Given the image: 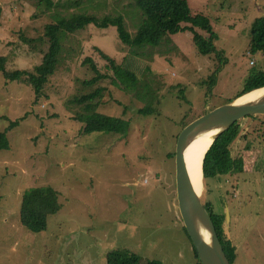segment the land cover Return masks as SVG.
<instances>
[{"label": "rangeland", "instance_id": "obj_1", "mask_svg": "<svg viewBox=\"0 0 264 264\" xmlns=\"http://www.w3.org/2000/svg\"><path fill=\"white\" fill-rule=\"evenodd\" d=\"M51 1L54 7L45 10L40 0H0V57L6 58L7 69H30L39 62L20 35L37 38L52 13H70L73 0ZM87 1L83 9L102 16L116 10L124 15L128 32H136L141 15L134 0H108L101 9L93 6L99 0ZM188 2L193 12L210 17L221 56L199 54L188 31L136 55L121 43L116 27L89 25L65 41L60 68L38 102L30 86L6 82L0 72V131L8 120L23 117L7 133L9 148L0 149V264H107L108 254L118 249L138 255L139 264H196L178 209L171 154L184 122L227 104L249 75L264 72V55L247 51L254 20L264 16V0ZM95 48L138 76L147 65L152 74L147 83L138 77L139 85L145 84L141 98L109 85L101 107L85 124L75 119L79 110L70 101L87 78L84 59L105 64ZM151 89L157 111L139 115ZM238 123L240 136L231 149L242 156L244 170L229 181L234 195L227 202L225 224L237 248L232 264H264V118ZM222 178L214 184L218 197L227 184ZM34 190L57 194L60 205L51 210L31 205L47 210L46 230L40 233L27 231L19 221ZM204 192L203 199L216 198L213 190ZM216 207L224 211L219 199Z\"/></svg>", "mask_w": 264, "mask_h": 264}, {"label": "trees", "instance_id": "obj_2", "mask_svg": "<svg viewBox=\"0 0 264 264\" xmlns=\"http://www.w3.org/2000/svg\"><path fill=\"white\" fill-rule=\"evenodd\" d=\"M107 1L99 0L93 6L101 9L107 6ZM82 2L83 0H73L71 6H69V9H71L70 13H63L62 11L52 13L50 21L44 24L42 34L37 38H28L23 33L20 35L22 45L27 47L28 51L31 52L29 53L40 57L39 62L32 68L7 69L6 58L0 57V72L4 80L6 82L24 83L30 86L35 96L34 102H38L42 98L44 87L48 84L49 79L54 77L58 72L65 41L89 25H94L100 28V30H105V28L112 26L116 27L121 43L131 49V52L136 55L147 48L158 49L165 44V41L170 44L172 42L170 36L188 31L193 35V45L199 54L221 56L215 47L217 35L212 30L210 17L202 11L193 12L188 0H134L135 6L140 11L141 21L133 35L126 28L123 14L114 10L113 13H107L103 16L97 15L83 9L81 7ZM86 3L92 5L93 0ZM39 4H44L45 10L54 7L51 0H40ZM183 23H186V25H182ZM195 28H199V30L205 32L206 36L203 37L198 34ZM247 51L251 55L257 53L264 55V16H260L254 20L251 30V41ZM95 52L105 64L99 66L91 57L84 59L83 66L86 68L87 78L83 79V81L80 80L77 94L70 101L79 110L75 119L85 124L92 119L101 107L109 85L115 86L127 94L130 91L134 92L136 98H141L139 90L141 88L144 89L145 84L139 85L138 77H143V82L147 83L148 75L152 74V69L148 65L138 76L135 71L128 68L125 64H120L116 59L108 56L102 50L95 48ZM147 60L149 63H152L154 56L152 54L149 55ZM216 77L217 71L209 77L208 90L214 85ZM261 87H264V72L255 71L245 79L241 91L228 103ZM146 99L149 103L137 110L139 115H152L157 111L154 103L156 97L153 89L148 91ZM249 118L257 119L260 117L252 116ZM22 119L23 117L14 121L8 120V127L0 131V149L9 148L7 133L17 127ZM5 120L7 119L5 118ZM189 122H184L183 128ZM240 131V125L238 120H236L212 143L205 154L202 164V191L213 190L216 198L214 200L211 198L205 200L201 195V201L211 217L222 249L230 264L236 259V249L228 236L229 230L225 225L224 211L225 207H228L229 196H233L234 184L229 181L232 176L243 171L242 156L233 155L231 149L233 142L239 138ZM171 156L174 157L175 152H172ZM221 177L226 180L227 184L224 196L218 197L214 184ZM208 178H212L211 182H208ZM38 191L40 192V190H34L28 196L25 207L23 206L19 212L21 226L31 233H40L46 230L47 210L58 209L60 206L58 197L55 196L57 194L54 193V196L47 194L42 196ZM218 199L224 211L216 207ZM31 205L40 206L47 210L35 209ZM184 230L191 241L185 227ZM191 248L196 259V264H200L192 243ZM140 260L138 255L126 249L115 250L107 256V264H139ZM147 264L163 263L158 260H151Z\"/></svg>", "mask_w": 264, "mask_h": 264}, {"label": "water", "instance_id": "obj_3", "mask_svg": "<svg viewBox=\"0 0 264 264\" xmlns=\"http://www.w3.org/2000/svg\"><path fill=\"white\" fill-rule=\"evenodd\" d=\"M259 89L264 90V87ZM244 95L225 105L211 110L207 109L205 114L189 122L177 138L175 179L178 209L200 264H230V262L222 249L211 217L201 201V192L198 194L195 191L192 181V170L193 168L196 170L198 164L195 167L188 164V151L194 144L196 137L203 130L215 127L220 128L207 148L208 150L212 143L236 120L252 116L264 117V94L258 100L239 103L238 100ZM207 150L204 151L201 158V171ZM224 215L225 224L228 225L229 209L227 206L225 207Z\"/></svg>", "mask_w": 264, "mask_h": 264}, {"label": "bare ground", "instance_id": "obj_4", "mask_svg": "<svg viewBox=\"0 0 264 264\" xmlns=\"http://www.w3.org/2000/svg\"><path fill=\"white\" fill-rule=\"evenodd\" d=\"M264 94V90L259 89L256 91H253L247 95H244L241 97L238 102L244 103V102H252L255 100L260 99ZM220 130L219 127L211 128L203 130L197 137L188 151L187 159L188 164L192 167H195L198 164V167L196 170H192V181L194 184L195 191L200 194L202 192V171L200 167V162L202 155L205 150L209 147L211 141L215 137L216 133Z\"/></svg>", "mask_w": 264, "mask_h": 264}, {"label": "crops", "instance_id": "obj_5", "mask_svg": "<svg viewBox=\"0 0 264 264\" xmlns=\"http://www.w3.org/2000/svg\"><path fill=\"white\" fill-rule=\"evenodd\" d=\"M243 170H244V160H243ZM234 195V194H233ZM231 203H232V206H234V204H233V202H232V200H231ZM229 207V206H228ZM230 238V237H229ZM231 239V238H230ZM232 240V239H231ZM233 242V244H234V246H235V243H234V240L232 241ZM235 249H236V251H237V248H236V246H235Z\"/></svg>", "mask_w": 264, "mask_h": 264}, {"label": "built area", "instance_id": "obj_6", "mask_svg": "<svg viewBox=\"0 0 264 264\" xmlns=\"http://www.w3.org/2000/svg\"><path fill=\"white\" fill-rule=\"evenodd\" d=\"M251 64H252V65H254V64H255V62H254V61H252V62H251Z\"/></svg>", "mask_w": 264, "mask_h": 264}]
</instances>
